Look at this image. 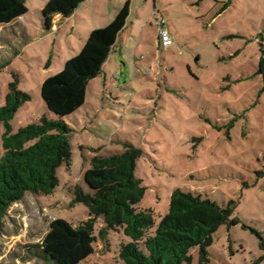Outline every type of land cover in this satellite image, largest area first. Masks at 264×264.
<instances>
[{
  "label": "rangeland",
  "instance_id": "1",
  "mask_svg": "<svg viewBox=\"0 0 264 264\" xmlns=\"http://www.w3.org/2000/svg\"><path fill=\"white\" fill-rule=\"evenodd\" d=\"M48 1L26 0V14L0 25V107L14 74L32 95L11 119L12 132L43 115L59 118L43 99V81L80 51L95 22L105 24L108 9L114 13L127 0H86L46 29ZM130 1L119 55L105 65L106 76L90 80L85 105L65 118L76 128L71 170L58 169L52 195L27 192L11 205L0 264H53L39 245L54 218L75 225L88 219L87 205L73 199L77 185L90 190L85 172L94 149L115 153L126 142L144 150L136 169L146 186L141 207L164 216L176 188L230 204L239 223L214 233L209 264H264V0ZM157 19L174 39L170 48L158 46ZM6 130L1 122L0 154ZM124 238L111 229L82 264H122ZM192 255L197 264L199 248Z\"/></svg>",
  "mask_w": 264,
  "mask_h": 264
},
{
  "label": "trees",
  "instance_id": "2",
  "mask_svg": "<svg viewBox=\"0 0 264 264\" xmlns=\"http://www.w3.org/2000/svg\"><path fill=\"white\" fill-rule=\"evenodd\" d=\"M85 1L49 0L42 9L45 28L53 27L55 15L70 16ZM130 10L131 1L127 0L113 21L90 32L81 50L67 60L63 70L43 81V99L59 118L43 115L12 132L11 119L32 98L19 88V78L14 74L5 104L0 107V123L7 128L0 154V232L12 204L24 199L27 192L52 195L60 185L58 169L66 165L71 170V138L76 128L65 118L85 105L90 80L103 72L118 36L126 28ZM27 12L26 0H0V25ZM94 151L97 153L85 172L90 190L77 185L73 199L87 205L88 219L75 225L65 218H54L39 245L43 257L53 264L86 262L97 251L98 239L106 240L111 229L127 236L119 245L117 259L122 264H193L195 248H199L197 264H209L214 233L222 224L239 223L238 218L232 217L230 204L222 206L182 188L172 192L169 211L164 216L153 207H141L146 186L136 169L144 150L126 142L123 151ZM100 216L104 217V226L98 234Z\"/></svg>",
  "mask_w": 264,
  "mask_h": 264
},
{
  "label": "crops",
  "instance_id": "3",
  "mask_svg": "<svg viewBox=\"0 0 264 264\" xmlns=\"http://www.w3.org/2000/svg\"><path fill=\"white\" fill-rule=\"evenodd\" d=\"M124 6V5H123ZM122 6V7H123ZM121 7V8H122ZM156 4H155V10H156ZM121 8H116V10L114 11V13L110 10V9H108L107 10V20H106V22H104L105 24H97L98 22H95L96 24H94L95 26H94V28H91L90 29V31H89V34H90V32L93 30V29H95V28H98V27H103V26H106V25H108L111 21H113L114 20V18L116 17V15L118 14V12L121 10ZM155 10H153L152 12H151V14L152 15H156V11ZM101 14V16H100V19H102V16L105 14V13H103V11L100 13ZM130 14H131V10H130ZM130 16V15H129ZM57 17H58V19L59 18H61V17H65V16H63L62 14H57ZM97 19V18H96ZM129 19V18H128ZM159 20V19H158ZM97 21V20H96ZM159 21H161V20H159ZM161 22H163V21H161ZM163 24H165L164 22H163ZM166 25V24H165ZM127 26V25H126ZM169 29V28H168ZM87 41V40H86ZM119 42H120V40H119V37H118V39H117V42H116V45H115V47H114V49H113V51H112V53L110 54V56H109V59L107 60V62L104 64V69H103V72L101 73V75L100 76H106V69H107V67H105V65H107L108 64V62H113V61H115V57L116 56H118L119 54H118V52H119ZM85 43H82V47H83V45H84ZM174 45V44H173ZM158 46L159 47H162L161 45H160V43H159V41H158ZM81 47V48H82ZM170 48V47H169ZM81 50V49H80ZM95 155V154H94ZM93 156V155H92ZM91 156V157H92ZM90 157V158H91Z\"/></svg>",
  "mask_w": 264,
  "mask_h": 264
},
{
  "label": "built area",
  "instance_id": "4",
  "mask_svg": "<svg viewBox=\"0 0 264 264\" xmlns=\"http://www.w3.org/2000/svg\"><path fill=\"white\" fill-rule=\"evenodd\" d=\"M158 28L159 43L164 48H169L174 44V39L168 29V27L163 24V22L156 20Z\"/></svg>",
  "mask_w": 264,
  "mask_h": 264
}]
</instances>
